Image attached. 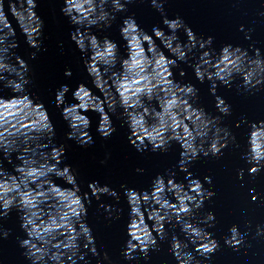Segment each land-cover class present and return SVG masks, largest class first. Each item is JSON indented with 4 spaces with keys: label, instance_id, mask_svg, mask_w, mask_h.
Here are the masks:
<instances>
[{
    "label": "clouds",
    "instance_id": "obj_1",
    "mask_svg": "<svg viewBox=\"0 0 264 264\" xmlns=\"http://www.w3.org/2000/svg\"><path fill=\"white\" fill-rule=\"evenodd\" d=\"M134 3L136 0H64L61 13L74 26L70 40L81 53L83 66L100 95L81 83L72 92L75 102L68 103L66 94L70 89L62 85L55 93V104L68 124L67 139L81 147L94 143L86 113L98 114L97 132L108 139L116 131L111 116L117 115L118 110L117 118L129 128L128 139L138 152L150 149L166 153L173 142L180 146L177 168L186 174L187 184L177 183L175 172L169 171L155 177L150 191L121 185L129 205V239L122 256L132 261L140 253L147 259L150 251L159 250L158 241L168 239L176 264H201L198 257L210 260L220 250V243L208 231L216 226L215 214L209 211L200 216L205 202L216 193L211 190L212 178L205 176L203 182L193 178L189 166L201 156L219 160L231 147L240 150L248 176L255 179L264 172V121L249 126L247 145L242 148L236 134L223 121V117L231 115V106L217 95L218 87L230 88L237 78L242 81L238 90L250 94L264 90V55L259 49H253L250 55L248 50L231 44L216 53L212 49L213 37H198L179 16L169 19L166 0H149L150 7L161 15L164 27L154 26L149 35L133 16L125 18L120 34L132 51L127 58H121L116 42L107 36L100 39L92 30L111 28L117 14L127 12V6ZM36 8V0H0V88L13 93L10 99L0 98V220L13 210L19 214L20 228L26 236L19 239V246L30 264H79L88 254L101 256L87 224L93 198L100 201L106 196L118 204L120 193L99 181L89 183V192L81 193L78 173L71 166L61 167L65 147L53 144L55 126L48 111L28 93L32 82L30 68L14 51L19 45L16 29L9 20L10 15L26 44L35 49L29 57L34 60L38 52L46 50L42 48L44 23ZM259 15L264 16V12ZM181 31L185 41L178 35ZM239 31L245 32L243 25ZM251 31L245 32V39H251ZM180 63L192 68L199 83H209L218 115L195 106L198 89L194 85L174 79L173 69L179 68ZM64 75L71 77V70ZM179 75L186 73L181 70ZM8 101L24 104L15 123L5 120L3 114L4 102ZM34 116L38 119H32ZM235 127L239 128L240 123ZM13 154L20 163L14 173H9L3 161L11 164ZM136 171L142 173L143 169ZM244 176L245 169L241 167L233 179L243 181ZM53 177L70 187L58 186ZM248 194L252 203L260 199L254 188H249ZM99 208L107 213L109 221L120 219L122 210L114 205L100 203ZM166 225L173 230L179 228L183 239L175 231L169 237ZM9 235V230L0 227V239L6 240ZM249 237L264 239V225H257L253 234L250 221L243 231L234 224L223 238L224 245L239 253L242 248L251 247ZM108 258L104 252L103 259Z\"/></svg>",
    "mask_w": 264,
    "mask_h": 264
},
{
    "label": "water",
    "instance_id": "obj_2",
    "mask_svg": "<svg viewBox=\"0 0 264 264\" xmlns=\"http://www.w3.org/2000/svg\"><path fill=\"white\" fill-rule=\"evenodd\" d=\"M36 3V13L44 23L42 48L46 50L38 52L34 60L29 57L35 49L26 44L25 37L16 26V21L9 15V20L16 29V41L19 45L14 51L16 55L27 61L30 68L32 82L28 86V93L35 103H42L47 109L55 126L56 135L53 144L65 147L61 167L71 166L78 173L77 180L81 193L89 192L87 186L94 181H99L102 186L108 185L120 193L118 204L106 196L101 197L100 201L93 198L88 208L87 224L92 229L101 256L96 258L88 254L85 261H80L79 264H176L168 239L158 241L159 250L150 251L147 259L140 253L136 254V260L126 261L123 258L122 251L129 239L127 234L129 205L121 185L141 192L150 191L155 177L169 171L175 172L177 183L187 184L184 178L186 174L177 168L180 146L173 142L166 153H154L150 149L143 153L138 152L128 139L129 128L126 125L122 126V120L117 118L119 110L117 115L111 116L116 131L110 138L100 137L97 132L99 116L89 111L86 115L91 120L89 131L94 143L91 146L81 147L75 141L68 140L69 127L61 116V109L56 107V91L62 85H68L70 89L66 94L68 103L75 102L72 100V92L81 83L89 87L94 94L100 95V93L93 86L83 66L81 53L70 40L74 26L61 13L64 0H36ZM5 8L7 9V2ZM127 8V12L117 14L111 28L102 32L92 30L98 38L103 39L107 36L116 42L121 58H127L128 53L132 51L131 47L127 49L126 42L120 34V27L125 18L133 16L140 28L149 35L152 34L154 26L164 27L161 15L150 7L149 0H136V3L128 5ZM165 12L169 19L177 16L182 18L198 37L204 39L213 37L212 49L216 53H219L223 46L231 44L233 47L239 46L248 50L250 55L253 54V49H259L264 55V16L259 15L260 12H264V0H166ZM241 25L245 32L252 30L249 33L251 39H245V32L239 31ZM178 35L181 41L186 40L183 31ZM157 43L159 44V41ZM165 54L168 55L167 52ZM66 70H71V77L64 75ZM181 70L186 73L183 77L179 75ZM173 73L177 82L191 83L198 89L196 107L203 108L208 114L218 115L215 97L210 94V85L207 81L203 84L199 83L192 68L184 63H180L179 68L173 69ZM241 82L237 78L230 88L218 87L217 95L231 106V115L223 117V121L236 134L237 142L243 148L247 145L249 126L264 121V90L254 94L245 93L237 88ZM12 96L11 90L0 88V98L7 100ZM22 108L24 104L20 101L4 102L5 120L15 123L22 115ZM32 119L38 117L34 116ZM28 122L30 123L31 120ZM237 123H240L239 128L235 127ZM2 160L3 156L0 153V161ZM12 161L11 164L3 161V166L9 173H14L15 166L20 163L16 159V154H13ZM101 161L106 163L102 164ZM241 167L245 169L244 180L233 179L237 169ZM138 168L143 169V172L138 173L136 171ZM247 168L248 166L240 159V150L231 147L225 150L219 160L201 156L189 166L193 178L203 182L205 176L211 177V190L216 193L210 201L205 202L200 216L209 211L215 214L216 226L208 231L213 233V238L220 243V250L210 260L198 257L201 259V264H264V239L254 240L249 237L248 243L251 247L242 248L239 253L224 245L223 238L228 235V229L232 225H239L243 231L244 226L250 221L253 234L257 225H264V172L254 179L248 176ZM53 180L62 188L70 187L63 180L55 177ZM242 183L244 187H241ZM205 187L209 186L205 184ZM249 188H254L260 197L256 203L251 202ZM100 203L111 204L121 209L120 219L111 221L106 219L107 213L99 208ZM20 223L19 214L15 210L6 219L0 220V227L10 231L8 239H0V264H30L23 255L24 249L19 246V239L26 238ZM148 223L151 226V222ZM166 229L169 231V237L175 231L183 239L179 228L173 230L170 225H166ZM104 252L108 253V260L103 259Z\"/></svg>",
    "mask_w": 264,
    "mask_h": 264
}]
</instances>
